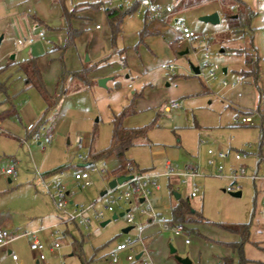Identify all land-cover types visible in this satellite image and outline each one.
I'll return each instance as SVG.
<instances>
[{
  "label": "rangeland",
  "instance_id": "1",
  "mask_svg": "<svg viewBox=\"0 0 264 264\" xmlns=\"http://www.w3.org/2000/svg\"><path fill=\"white\" fill-rule=\"evenodd\" d=\"M77 1L79 0H64V5L71 8ZM166 2L171 4L174 1L160 0V6L163 7ZM215 3L217 1L183 11L178 15L185 25L192 27L202 38L208 39V43H205L210 47L211 61L219 67L216 79L209 81L204 79L208 69L203 66L199 68L198 76H194L190 71V64H204L203 55L197 44H192L186 55H179L183 50H179L177 46L178 42L172 30L175 24L171 21L162 20L149 10L150 7L140 9L124 20L118 46L130 47L125 49L124 55L127 67L122 69L118 58L115 55L110 56L115 73L121 75L117 76L114 82L117 81L122 87L137 82L146 85L141 89L145 95L144 99H135L134 113L123 120L122 126L130 129L146 127V134L144 138L137 139L120 162L130 160L135 170H154L157 173L166 171L164 165L169 162L174 173H171L172 176L169 178L157 179L158 191L153 192L152 198L158 196L173 202V193H176L182 200L188 199L190 209L200 213L210 222L205 225L248 222L255 196H257L255 213L258 215L256 219L261 222L264 219L262 214L264 190L257 187V184L253 187L250 178H240L236 184L230 185V180L220 177V173L208 164L210 159L208 149L232 152V155L246 154L241 162L245 166L244 175L250 177L259 145L257 120L253 118L252 125L248 126L235 124L229 99L221 97L224 92L220 89L222 81L230 84L235 78L229 69L226 75L222 69L230 62L232 64L230 68L238 70L244 56L221 52L222 38L235 36L225 25H211L200 21L202 16H199V11ZM34 7L41 14H38ZM60 7L58 0H32L18 8V12L24 14L23 20L28 26L34 47H40L38 54L42 55L39 64L41 78L47 93L51 96L60 94L59 76L62 65L66 71L75 72L80 61L84 62L86 57L89 59L87 53L93 42L91 37L94 30L88 28L89 30L74 40L71 47L64 51L56 49L65 44L66 23L61 17ZM145 10L153 15L152 23H158L163 28L160 35L150 36L156 40L155 44H151L150 37H144L143 42H139L137 32L142 25ZM3 16L0 19V37L3 39L2 42L8 39L11 45L9 48L13 50H2L3 44L0 46V86L3 87V91H0V228L6 229L11 237L15 238L7 248L0 247V264H36L35 254L29 248L28 235L34 231L37 232L39 242L45 246L43 252L45 264H109L107 256L115 246L126 239L136 240V229H140L139 224L143 223L144 219L148 220L146 216L140 214L146 207V202L141 203L140 208L132 204L137 203L135 198L132 205L120 203V207L127 205L130 212L111 220L113 213H123L119 210V205H116L113 212L105 211L101 221H93L88 230H83L73 223H62L65 216L56 210L53 201L43 192L39 180L34 176V170H42L44 163L50 168L65 169L63 184L68 191L75 193L72 197L73 204L86 206L96 201L99 193L105 190L107 185L106 174L90 173V186L80 189L72 178L73 167L82 161L80 157H86L92 151H101L109 145L112 127L108 118L126 99L114 98V91L111 89L113 82H109L104 88L98 84L85 87L77 80H67L64 94L59 96L55 106L45 113L44 100L35 88L28 87L24 75L18 69V64L25 60L23 58L31 56V47L20 50L17 45L19 37L5 35L8 30L7 19L10 17L6 13ZM30 16L39 18L43 23L36 25ZM94 21L103 26L99 33L106 30L104 24L96 19ZM152 23L149 24L150 29ZM83 24L88 26V23ZM81 25L76 23L75 27ZM54 48L55 51H52ZM47 52L49 53L44 55ZM102 53L104 56L110 55L109 50ZM11 56L14 58L10 59ZM91 63L94 62L90 60L87 65ZM166 63H175L176 70L173 74L167 72L165 74L160 70V66ZM182 91L189 93L190 96L182 99L169 98L174 92ZM172 100L180 102L182 108L171 112L163 111L162 108L169 105ZM162 104L165 106L160 107ZM43 115L46 123L39 134V141L42 142L44 136L51 135L50 144H39L32 138L22 144L21 140L26 139V127ZM78 137L81 138V148H78L76 143ZM201 139L206 140L208 146L199 145ZM93 164L99 168L104 164L106 173L109 174L118 165V161L112 157L105 162L96 161ZM222 165L224 175L231 172V165L236 166L237 170L240 169L238 163L231 159ZM191 167H196L201 177L184 179L175 176ZM8 168L15 169V177L4 173ZM183 180L186 182L183 183ZM194 184L198 187V192L196 197H190ZM229 187L234 189L233 192L239 191L240 196H231L227 191ZM124 190L126 188L123 186L119 187L112 195ZM107 201L108 197L102 203L94 205V210H102ZM68 209L70 210V207ZM92 213L90 211L87 215L92 218ZM128 215L133 217L132 222H128ZM159 216L169 221L170 210H161ZM105 221L108 223L101 226ZM128 227L133 228L128 233H123L122 231ZM161 227L162 230L158 234L160 242L150 245L148 249L160 255L164 253L168 263L177 264L174 255L169 251L170 246L174 248L181 238L174 237L171 230H164L162 225ZM185 228L190 231L188 241L200 243L202 252L200 258L203 259L204 255L205 259V252L210 248L214 249V242L209 240L207 237L209 235L202 233V228L193 223H186ZM66 231L69 232L67 236ZM26 233V236L18 237ZM73 241H76L75 246ZM55 243L59 248H54ZM52 247L53 250L50 251ZM74 248L77 252H74ZM7 251H10V254ZM12 255L15 256V260H12ZM125 257L126 253L122 252L117 264H130L125 261Z\"/></svg>",
  "mask_w": 264,
  "mask_h": 264
},
{
  "label": "crops",
  "instance_id": "2",
  "mask_svg": "<svg viewBox=\"0 0 264 264\" xmlns=\"http://www.w3.org/2000/svg\"><path fill=\"white\" fill-rule=\"evenodd\" d=\"M31 1L32 0H0V19H2V17H4L3 15L5 13L9 15L8 17H10V18L7 19L8 30H7L5 35H7V36L12 35L14 37L15 36L19 37L17 39V45H18V48L20 50L21 49H26L28 47H31V49H30V52H31L30 55L31 56H28L27 58H23V59L26 60V59H29L31 57L36 58L37 67H38L40 75L42 77V74H41V71H40V65H39L42 55L38 54L40 52V51H38V49H40V47L39 46H35L34 47L35 44L33 43L32 39L30 38L28 26L25 24V21L23 20L24 14H23V12H18V8L21 5H23L24 3H29ZM173 1L174 2L171 3V4L169 2H166L165 5L163 7H161L160 3H159L160 0H150V9L149 10L150 11L152 10L155 14H157L159 17H161L162 20H166V22L171 21L173 24H175V27H172V30L175 33L174 37H175V39L178 42L177 46H178L179 50H181V49L183 50V51H181L179 53V55L183 56V55H186L188 53V49L192 46V44L196 45L197 43L189 42V41L181 39L180 33L177 30V26L176 25H177V22H183V20L181 18H179L178 15L180 13H182L183 11H187L189 9H193V8H196V7L201 6V5H209L211 2L203 3V4H200V5H197V6H194V7H190V8H182V7H179L182 4V0H173ZM241 1H243L246 5H248L251 8V10L255 13L254 18L251 20V29H252V44H253V46H254V48L256 50V53H257V56H258V60H259L258 61L257 78L255 80H253L252 77H250V76L249 77L240 76V72L246 70V66H245V63H244V58H243L242 65L239 68H237L238 70H236V69L232 70V68H230L232 66V64L229 62V64L226 65L224 69H222V72H223L224 75H226L228 73V69H229L232 72L233 77H235V78H234V80L230 81V84H227V82L224 81V80L222 81L220 89L222 91L224 90V92H223L222 96H221V94H219V96H221L222 98L224 96V99L225 98L229 99L228 101L231 103V106H232V109H233L232 120H233L234 117L242 116L243 112H249L248 115H243V116H247L250 119V123L245 124L243 126L252 125V123H253L252 119L253 118H255L257 120V122H258L257 124H258V127H259V132H258V144H259L260 133H261V131H264V0H241ZM58 2H59V0H58ZM97 2H103L104 3L105 0H103V1H100V0H98V1H86V0L83 1V0H79L77 2H74L72 4L71 8H67L64 5V0H63L62 4L64 5V7L68 11L72 10L76 5H78L77 6L78 10L75 13V17L70 20L71 27L73 29L79 31V35L77 37H80V35L82 36L83 33L88 28H90V29L92 28L94 30L92 32L93 36L91 37L93 39V42H92V44L90 46V49H89V51L87 53L88 56H89V59L86 57L87 60L85 59L84 62L80 61V64L78 65L79 68L78 67H77V69L75 68L76 71L81 70L83 67H89V66H92L93 64H95L97 62L102 61V64H101L102 66L99 69H97V70L93 71L92 73H90L89 76H88V78L92 82H94V84H92L90 87L97 86V84H98L97 81L99 79L106 78L107 80L105 82V87L107 86V84L109 82H113V86H112L111 89L114 91V95H115L114 98L115 99H126L125 102L122 105L118 106L117 109L114 112H111V114H110L111 116L108 118L111 121L112 117L114 115H117L129 103L128 102L129 99H131V100L134 99V104H135V99H144L145 95L142 94V90L141 89L146 84H143V82L142 83L137 82V83L127 84L125 87H122L117 81L114 82L116 77L117 76H121V75H117L115 73L116 70H115L114 66H111L112 63L110 62V56L115 55L118 58V60L120 61L121 68L122 69H126L127 66L125 64V57H124L125 52H126L125 49L126 48H130V47H127V46H120L119 47L118 46V38H119V36L121 34V30H120L119 35L116 37V40L114 41V43L111 42L110 29H109L108 22H107V19H106V16H105L104 12L102 10H94L92 8H89L90 4L93 5V4L97 3ZM80 3H84L85 5H81L80 6L79 5ZM37 6L38 5H36V7ZM105 6L106 7H110V8H117L119 6H122L123 8H128L130 5H123L120 2V0H112V4L111 5H105ZM166 6H169L171 8V12H166L165 11V7ZM34 9H35V11H38V10H36L35 7H34ZM140 9H142V8H140L139 5H138L137 11L140 10ZM60 12H61V7H60ZM214 12H216L218 14V16H219V23L215 24V25H219V24L225 25L224 21H223L222 7H221V5L218 2L213 4V5H211L207 9H202L201 11H199V16L210 15V14H212ZM149 13L150 12H148L146 10L144 11L143 20L141 22L142 25L140 27V30L137 32L139 38H140V34L143 33V31L145 33L144 36L142 37V39L139 40L140 43L143 42L144 37L149 38L150 36H153V35H155V36L160 35L161 34V30L163 29L161 27V25H158V23H156V24L152 23L153 19L151 20L148 17ZM38 14H41V12L38 11ZM129 16H131V15H128L126 17H129ZM30 17H32V16H30ZM61 17H62V14H61ZM126 17L123 19L122 24H123L124 20L126 19ZM32 18L34 19L33 22L36 23V25H40V24L43 23L42 20H40L39 18H36L35 16H33ZM95 19L98 22H101L102 24H104L106 26V30L107 31L103 30L102 33H99V31H102L103 26L102 25L99 26V24L94 21ZM63 21H64V19H63ZM64 23H65V21H64ZM76 23H81L82 25L80 27L76 28L75 27ZM83 23H88V26L86 24H83ZM151 23L153 25H152V28L150 29L149 28V24H151ZM122 24H121V26H122ZM186 26L191 31H195L189 25H186ZM65 38H66V33H65ZM226 38L227 39H223L222 38L223 42H221L222 43L221 44L222 45L221 52L222 53L226 52V53H230V54H233V55H236V56H242L243 57L242 54H235V53L232 52L233 50H238V49H241L243 47V45H244L243 39H240L237 36H233V37L227 36ZM150 39L152 40L151 44H153V43L155 44L156 40H153V37H150ZM202 39H203L204 42H207V40H208L207 38H202ZM2 40L3 39H1V42H0V46L3 44L2 50L12 51L13 48H9V47H11V45H10V42L8 41V39L3 41V42H2ZM228 43H229V45H227ZM230 44H232V45L230 46ZM171 45L172 44H170V46ZM56 49H58V48H56ZM104 50L105 51L109 50V52H110L109 54L110 55L104 56L105 54L103 55V53H102V52H104ZM52 51H55V48ZM227 51H229V52H227ZM48 53L49 52L44 53V55H47ZM122 57L124 58V62L121 61ZM13 58H14V56H13ZM90 60H92L94 63H91L88 66L87 63ZM174 65H175V63H174ZM193 65L197 67L198 64L197 65L193 64ZM199 66L200 67L203 66V68H205L204 65H202V63H199ZM107 67H109V68H107ZM184 68H186V66H184ZM160 70L163 73H165V74H166V72L169 74L168 71H165V70L161 69V67H160ZM175 70H176V65H175ZM185 70H187V69H185ZM190 71L192 72L191 68H190ZM218 71H219V69H218ZM173 73H170V74H173ZM198 75H194V76H198ZM126 79H128V77H126ZM73 80H75V79H73ZM223 82L226 83L225 86H223ZM206 92L208 93V91H206ZM174 95L169 96V98L174 99L175 97H179V98L181 97L180 99H182L184 97L190 96L189 93H186L184 91L178 92V93L174 92ZM162 99H164V98H162ZM172 102L180 103V102H178L176 100H172L171 103ZM163 106H165V105L162 104L160 107H163ZM168 106L169 105H166L164 108H162V110L166 111V112H171L173 110H178V109H169ZM181 108H182V104H181ZM39 119L36 120L34 123L29 124V125H33L34 126L39 121ZM45 123H46V121L39 127L37 133H30L32 130L28 131L27 129H25L26 139L21 140V143L24 144V143H26V140H30L31 138L33 140H36L35 138L39 137V134H40L41 130L44 128ZM128 129H130V128H128ZM39 139L36 140V141H38L39 144L40 143L45 144L43 142H40ZM198 143H199V145H207L208 146L206 140H204V144H201L200 140H199ZM48 144H50V143H48ZM212 151L214 153L213 160H214V163H215V165H213V167L216 169V171H217V165L218 164L222 165V163H226V161H228L229 159H231L234 162L238 163V165H239L238 167H240V168L241 167H243V168L245 167L244 164L241 162V160L246 157V154H244V156H245L244 158H242L240 160H236L234 158V156L235 155H239L238 153H234L232 155V152L231 153H229V152L225 153V152H223L221 150H218V149H215V150H212ZM92 152H94V151H92ZM220 152H223V153L226 154V158L224 160H219L217 158V153H220ZM261 152H264V148H263V150H260L259 149V145H258V154L255 155V161H254L253 170H252V173H251V176L253 174H256L257 178L256 179H252L251 176L249 177V176H246V175H244L243 177H240V178H250V180H252V182H253V187H256V184H257V187H259L261 190H264V167L262 166V162L261 163L258 162L260 160L259 156H260ZM112 157L113 156H111L109 158H112ZM80 158H81L82 161L79 164H76L73 167L72 178H73L74 173H76V172H86L87 171L89 173V179H90V173H96V172H92L91 171V169L93 167H96L93 164L96 161H92L89 157L87 158V156L83 157V158L80 157ZM114 158L118 161V165L115 168H113L109 172V174L112 173V171H114L117 167L120 166V167H122L123 170L119 174V177H126L127 180L130 179L131 175H133V174L142 173V174L155 175L154 182H156L159 177H167V178H169L170 176H172L171 173H174L172 168H171V164L169 162H166L165 165H164L166 171H164L163 173H157L154 170H150V171L146 170V169L138 170L137 168H136L137 170H135V167H134V165L132 164V162L130 160H128L125 163L120 162V160H122L124 158V155L122 157H120V158H116V157H114ZM106 160H99V161L105 162ZM126 164H130L131 165V170L130 171H125L124 170V166ZM101 166L105 167L104 164H102ZM43 167L44 168L42 170L38 171V172H40L43 175L45 173H48V172H51V171L57 169V168L54 169L52 167L51 168L48 167L46 165V163H44ZM230 167H232L231 172L228 175H224L223 174L224 166H223V170H222V173L220 174V177L227 178L228 180H230V185H233V184H236L237 183L236 181L238 179H240V178L232 180V179L228 178V176L231 173H236L237 174L239 169L237 170L236 166H233V165H231ZM190 169H192V167L187 169L184 172H180V173L175 174V176L183 177L184 179H187L189 177L185 176V174ZM194 169L198 173V176L190 177V178L196 179L198 177H201V174L198 172L196 167H194ZM61 171H64V173H65V170H61ZM96 174H98V173H96ZM104 174H108V173H106V170H105ZM245 174H246V172H245ZM65 175H66V173H65ZM115 178L116 177L107 179L106 180L107 184H108V182L110 180L115 179ZM127 180L123 184L117 185L116 188L123 186L124 188L129 189L130 186L125 184L127 182ZM8 181L10 182V180H8ZM62 182H63V179H62ZM74 182L78 183V186H80V189H84L86 187H89V186H86V187L82 188L83 182L75 181V180H74ZM182 182L185 183L186 181L183 180ZM194 187L197 188V192H198V187L196 186V184L193 185V188ZM193 188H192V191H193ZM236 189L238 190V188H236ZM108 190H110V189H108V187L106 185L105 190L100 192L99 193V197L96 199V201L93 202L94 205H96L97 203H102L103 200L105 198L107 199V197H108V201L103 205V209L102 210H94V207H93L92 209H90L89 211L86 212V215L90 211L93 212L92 213L93 215L96 212H98V211L105 212L104 206L107 203H109V199L112 196V194H109V195L107 194ZM154 190H156V191H154ZM256 190L257 189H255V192L257 193ZM157 191H158V188L155 189L153 187H150V196L148 198V201H149L153 211L159 216L161 210H167V211L170 210L171 211V208L176 205V202L180 198V195H179L178 199H175L174 194H176V193H173V199H174L173 202L170 199L159 198L158 196H155V197L152 198L153 192H157ZM74 195H75V193L69 199L68 206L70 207V210H72L74 207L77 206V204L74 205L73 201H72V197H74ZM259 196L262 197V195H259ZM194 197H196V195ZM133 198H135V201L137 203H132ZM256 202H257V196H255L253 201H252V206H251V210H250V213H249V221L248 222H245V223L232 222V223H229V224H249L248 241L243 245L244 257H245V259L249 260L251 262V264H264V219L261 222H260V220L256 219L257 216H258L255 213L256 212ZM127 203H130L129 205L134 204L136 208H140V204L144 203V201L141 198H138L137 194H134L132 199L129 202H127ZM119 204L120 203H118L117 205H119ZM263 206H264V202H263ZM69 207H67V208H69ZM119 207H120V205H119ZM121 207H120L119 210L122 211V212H125V214L130 212V208H128L127 205H122ZM113 211H114V207H113ZM191 211L192 212H196V211H193V210H191ZM262 214L264 216V209L262 211ZM87 216L90 217V215H87ZM193 224L197 225L198 228H200V229L202 228L201 231H203L202 233L204 235H206V234L209 235L207 237L209 238V240L214 242V249H211V248L208 249L205 252V254H206L205 259H204V255H203V259H201L200 258L201 257L200 255L202 253L201 252V247H200L201 245H200V243L198 241L196 243L189 242L188 239H187L188 234H186L184 232H182V234L177 235V236L172 233L174 237L181 238L180 239L181 241H179V243L177 241L176 242V246H174V248L170 246V251L169 252H170L171 255H174V257L177 255V256H179L181 258H188L189 261H190V264H224L223 260H225V259L230 260L232 262V264H236L237 255L232 250V248L230 246H228V244H233V243L239 242V235H237L235 233L228 232L226 230H223L222 228H220L217 225H215V223H214V225H210V226L205 225V224H210V222L208 220H206V222L193 223ZM259 226H261V227H259ZM132 228L133 227H128V230H127L126 233H128ZM138 228H140V229H136L135 233H136V236L140 235L143 246L141 247V245L139 243L135 244V246H134V251L136 253L135 254V262L126 261V257H125V261L130 263V264H138L139 262H142V261H148L150 264H172V263H168L164 253H161V255H160V254L154 253L153 251H150L148 249V247L150 245H153V244L156 245V244H158L160 242L158 234L162 230L161 224H159V223H150L149 219L146 220V221L144 219L143 223H140ZM125 229H127V228H125ZM4 230H6V229H4ZM67 234H69L68 231H66V236H67ZM26 235H27V233L23 234V235L22 234L18 235V237L19 236H26ZM28 235L30 236L29 244L34 239L39 241L37 239V236H36L37 235L36 231H34V232H32V233H30ZM14 238L15 237H12V241L14 240ZM16 238H17V236H16ZM216 243H217L218 246L215 245ZM9 244H8V246H9ZM55 244H57V243H55ZM7 247H5V248H7ZM135 247H137V249ZM143 247L145 248V252H143ZM58 248H59V245H58ZM44 249H45V246H44ZM52 250H53V247L50 248V251H52ZM171 250H173L174 252L172 253ZM176 251H178V254H176ZM196 251H198L197 255H196ZM43 252H44V250H43ZM7 253L10 254V251H7ZM120 254H119V256H120ZM136 256H138V258H136ZM177 264H179V263H177Z\"/></svg>",
  "mask_w": 264,
  "mask_h": 264
},
{
  "label": "trees",
  "instance_id": "3",
  "mask_svg": "<svg viewBox=\"0 0 264 264\" xmlns=\"http://www.w3.org/2000/svg\"><path fill=\"white\" fill-rule=\"evenodd\" d=\"M217 1L222 7L223 21L227 30L233 35L237 36L240 39H243L244 45L241 49L233 50L235 54H242L244 56V63L246 70L240 72L242 77H252L253 80L257 78L258 70V56L256 50L252 44V29H251V20L254 18L255 13L251 8L246 5L241 0H182V4L179 7L190 8L203 3ZM63 0H59L61 4V14L62 18L66 23L65 33V44L63 47L58 48L61 51L71 47L74 44L75 38L79 35V31L73 29L70 25V20L75 17L77 12L76 5L72 10L68 11L62 4ZM85 5L84 3H80ZM89 8L94 10H102L106 16L108 26L111 34V42L114 43L116 37L119 35L121 30V24L123 19L134 14L138 9V2L132 3L128 8H123L119 6L117 8L106 7L103 2H97L95 4H90ZM143 33L140 34V39L144 36ZM121 61L124 62V58H121ZM102 61L97 62L89 67H83L81 70L76 72H68L65 70L64 66L61 67V72L59 76V83L61 91L59 95L51 96L47 93L44 84L41 79L39 69L37 67L36 58L31 57L19 63L18 69L22 72L25 78V82L28 87L35 88L42 99L44 100L46 109L45 113L52 109L59 96L63 95L65 92V83L67 80H77L83 86L90 87L94 82H92L88 76L93 71L99 69L102 65ZM0 91H3V87L0 86ZM53 99V100H52ZM134 113V99H132L117 115H114L110 121L112 132L110 137L109 145L98 152H89L87 158L89 157L92 161L106 160L109 157L113 156L120 158L124 153L135 144L137 139L144 138L146 134V127L143 128H132L128 129L122 126V122L125 118ZM243 115H248L249 112H243ZM46 121L44 115L39 119V121L33 126V129L30 133H37L39 127ZM264 148V131H261L259 137V149L263 150ZM261 163V161H258ZM65 170L57 168L51 172L45 173V176L52 175L58 171ZM122 167H117L112 173L106 174V178L119 177V174L122 172ZM170 220L168 224L170 227L175 225H182L183 232L189 234L190 231L186 230V223H202L206 222L205 218L200 213L192 212L190 209L188 199L182 200L179 198L176 202V205L171 208L170 211ZM218 227L222 228L231 233L239 235V242L228 244L232 250L237 255L236 264H251V262L245 259L243 254V245L248 241L249 237V224H229V223H215ZM73 245H76V241H73ZM72 245V246H73ZM74 252L79 251L77 247L73 249ZM76 250V251H75ZM224 264H232L228 259L223 260Z\"/></svg>",
  "mask_w": 264,
  "mask_h": 264
},
{
  "label": "built area",
  "instance_id": "4",
  "mask_svg": "<svg viewBox=\"0 0 264 264\" xmlns=\"http://www.w3.org/2000/svg\"><path fill=\"white\" fill-rule=\"evenodd\" d=\"M120 2L123 5H131L134 2H138L139 7L142 9H148V7H150V0H120ZM104 4L111 5L112 0H105ZM165 11L171 12V8L169 6H166ZM148 17L151 19L153 18V15L149 13ZM176 26H177V30L179 31L182 40H186L189 42H195L197 43V46L200 47L199 51L203 54V59H204L203 65L206 69H208V72L204 76V79L206 81L214 80L216 78V71L219 69V67L217 66V64L211 61L209 45H207L203 41L202 36L200 34H197L194 31H191L183 22H177ZM160 67L161 69L168 71L169 73H173L175 71L174 63L162 64ZM199 68L200 66L198 67V69ZM199 74H200V70H199ZM225 85L226 83L223 82V86ZM168 108L169 109H180L181 104L177 102H172L169 104ZM233 122L237 125H245V124L250 123V119L247 116L242 115V116L234 117ZM26 129L28 131H31L33 129V125H28ZM35 139L37 140L39 139V137H36ZM50 141H51L50 135H46L42 139V142L45 144L50 143ZM76 143L78 145V148H81V138L80 137L76 138ZM200 143L204 144V140H200ZM207 154L210 157L208 164L211 166L215 165L214 160H213V156H214L213 151L211 149H208ZM244 157H245L244 155L234 156L236 160H240ZM217 158L219 160H224L226 158V154L223 152L217 153ZM259 159L261 160L262 166L264 167V152L260 153ZM124 170L130 171L131 165L126 164L124 166ZM222 170H223V166L218 164L217 172L221 174ZM91 171L96 172L98 174H104L105 168L103 166H101L100 168L93 167ZM4 173L12 177L16 175V171L14 168H8L5 170ZM244 174H245V169L242 167L238 170L237 174L231 173L228 176V178L235 180L237 178L243 177ZM64 175H65L64 171H58L57 173H54L52 175L45 176L41 174L40 172L34 170V176L39 180L44 193L47 194L50 197V199L53 201L56 210L65 216V219L62 220V223H73L74 225L78 227L80 226L83 230H88L93 221H101L104 218V212L98 211L93 215L92 218L88 217L86 215V212L94 207V203L88 204L86 206L77 205L72 210H68L67 207L69 204V199L71 196H73L74 193L67 191L66 187L64 186L62 182ZM185 176L195 177V176H198V173L196 172L194 168H192L188 172H186ZM251 178L256 179L257 178L256 174H253ZM73 179L75 181L83 182L82 188L86 186H90L91 184L89 181V173L87 171L74 173ZM154 179H155V175H150V174L140 173V174L131 175L130 179H128L127 182L125 183L129 185L130 188L124 190L123 192H119L116 195H112L109 199V203H107L104 206V210L108 212H112L113 207L115 205H117L118 203H127L132 199L134 194H137L138 198H141L144 202H146V207L140 211L141 215L146 216L149 219L150 223H161L164 229L171 230V232L176 236L180 235L183 232V226L175 225L173 227H170L166 219L160 218L153 211L148 201V196L150 194V187H153L155 189L158 188L156 182H154ZM118 190H119V187L114 188L112 190H108L107 194L108 195L113 194L114 192ZM227 191L233 192L234 189L232 187H229L227 188ZM196 192H197V188L194 187L190 196L194 197L196 195ZM127 220L128 222H132L133 217L131 215H128ZM11 241H12L11 235L6 230L0 228V247H7ZM137 243H139L141 247L143 246L140 235H138L136 240L134 241L130 239H126L123 243L117 244L114 250H112L107 256V260L109 264H117L119 261V254L122 252H126V261L135 262L136 253L134 251V246ZM54 247L58 248V244H55ZM29 248L35 254L36 263L45 264V257L43 253L44 245L34 239L30 242ZM143 252H145L144 247H143ZM12 260H15L14 255H12ZM138 264H150V263L148 261H142V262H139Z\"/></svg>",
  "mask_w": 264,
  "mask_h": 264
},
{
  "label": "water",
  "instance_id": "5",
  "mask_svg": "<svg viewBox=\"0 0 264 264\" xmlns=\"http://www.w3.org/2000/svg\"><path fill=\"white\" fill-rule=\"evenodd\" d=\"M200 21H202L204 23H209L211 25H215V24L219 23V16H218V14L216 12H214V13H212L210 15L202 16L200 18ZM1 39H2V37H0V42H1ZM10 59H13V56H11ZM86 60H87V58H86ZM190 68H191V70H192L194 75H198L199 74L198 67L194 66L193 64H190ZM106 80H107L106 78H102V79H99L97 81V83H98L99 86L105 87ZM126 180H127L126 177H118V178L112 179V180H110L108 182L107 187H108V189L112 190V189L116 188L117 185L123 184ZM229 194L231 196H233V197H239L240 196V192L239 191L230 192ZM174 197H175V199H178L179 195L174 194ZM124 214H125V212L119 213V214L113 213L112 216H111V220H115L118 217H122ZM106 223H108V221L103 222L101 224V226H104ZM127 230H128V228L124 229L122 232L126 233ZM171 252L173 253L174 251L171 250ZM136 258H138V256H136ZM175 259H176V261L179 264H190V261H189L188 258H181L179 256H175Z\"/></svg>",
  "mask_w": 264,
  "mask_h": 264
}]
</instances>
